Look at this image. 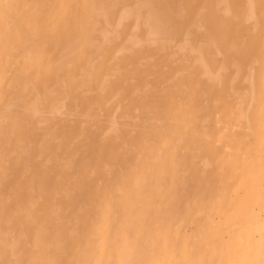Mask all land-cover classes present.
Returning a JSON list of instances; mask_svg holds the SVG:
<instances>
[{"label": "bare ground", "instance_id": "1", "mask_svg": "<svg viewBox=\"0 0 264 264\" xmlns=\"http://www.w3.org/2000/svg\"><path fill=\"white\" fill-rule=\"evenodd\" d=\"M263 187L264 0H0V264H208Z\"/></svg>", "mask_w": 264, "mask_h": 264}, {"label": "rangeland", "instance_id": "2", "mask_svg": "<svg viewBox=\"0 0 264 264\" xmlns=\"http://www.w3.org/2000/svg\"><path fill=\"white\" fill-rule=\"evenodd\" d=\"M264 188V187H263ZM249 192H255L248 188ZM247 190V191H248ZM250 194V193H249ZM257 208V207H256ZM249 218L244 223L241 234L237 237V244L241 246L239 250L234 249L230 255L225 257L222 248L215 247L210 253L201 252L200 256L210 257L208 264H264V216ZM260 229L261 231H257Z\"/></svg>", "mask_w": 264, "mask_h": 264}]
</instances>
